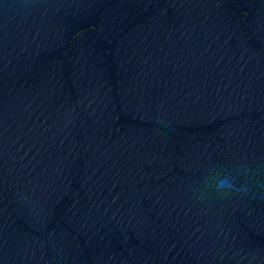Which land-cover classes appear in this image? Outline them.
I'll return each instance as SVG.
<instances>
[{"label":"water","instance_id":"1","mask_svg":"<svg viewBox=\"0 0 264 264\" xmlns=\"http://www.w3.org/2000/svg\"><path fill=\"white\" fill-rule=\"evenodd\" d=\"M0 264H264V0H0Z\"/></svg>","mask_w":264,"mask_h":264},{"label":"clouds","instance_id":"2","mask_svg":"<svg viewBox=\"0 0 264 264\" xmlns=\"http://www.w3.org/2000/svg\"><path fill=\"white\" fill-rule=\"evenodd\" d=\"M216 187L217 190H226V189L236 190L232 180H230L227 177L218 180Z\"/></svg>","mask_w":264,"mask_h":264}]
</instances>
